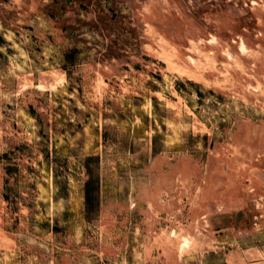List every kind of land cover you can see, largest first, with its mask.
<instances>
[{
	"label": "rangeland",
	"instance_id": "374dc122",
	"mask_svg": "<svg viewBox=\"0 0 264 264\" xmlns=\"http://www.w3.org/2000/svg\"><path fill=\"white\" fill-rule=\"evenodd\" d=\"M0 264H264V0H0Z\"/></svg>",
	"mask_w": 264,
	"mask_h": 264
}]
</instances>
